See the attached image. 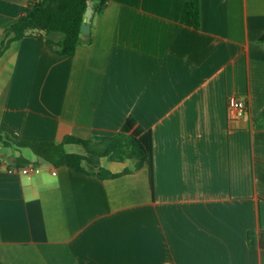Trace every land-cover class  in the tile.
<instances>
[{"label":"crops","instance_id":"crops-1","mask_svg":"<svg viewBox=\"0 0 264 264\" xmlns=\"http://www.w3.org/2000/svg\"><path fill=\"white\" fill-rule=\"evenodd\" d=\"M31 1L0 0V131L58 142L131 115L152 136V183L78 143L63 148L88 172L6 146L0 264H264L248 241L264 232V0H198V27L186 0H109L72 55L6 32ZM232 96L248 110L229 122ZM17 154L37 170L8 172Z\"/></svg>","mask_w":264,"mask_h":264},{"label":"trees","instance_id":"trees-1","mask_svg":"<svg viewBox=\"0 0 264 264\" xmlns=\"http://www.w3.org/2000/svg\"><path fill=\"white\" fill-rule=\"evenodd\" d=\"M109 0H93L96 11L102 10ZM88 0H34L30 2L29 10L19 16L6 30L12 33V39L32 36L51 45L58 53L72 55L77 45L82 41L80 25L84 19ZM186 12L188 20L194 27L200 24V9L198 0H186ZM264 43V33L258 38ZM260 127H264V112L257 121ZM0 143L3 146L15 145L28 147L38 159L52 163L53 165L65 164L82 172L85 170L81 162L89 159L87 155L75 152H66L65 143H78L85 147L89 154L105 156L111 160L123 161L131 158L134 167L148 166L150 183H152V150L153 141L150 131L144 130L129 115L124 120L120 129L111 134H90L87 137L72 133L65 134L58 142L54 140H33L13 138L0 131ZM30 162L22 154H17L13 159L14 165H22ZM130 168L113 172L105 167L93 171L101 178H114L129 173ZM251 245H259L264 248V232L258 236L254 232L248 234Z\"/></svg>","mask_w":264,"mask_h":264},{"label":"built area","instance_id":"built-area-1","mask_svg":"<svg viewBox=\"0 0 264 264\" xmlns=\"http://www.w3.org/2000/svg\"><path fill=\"white\" fill-rule=\"evenodd\" d=\"M248 110V103L242 97H230L227 105L228 121L233 122L243 117ZM8 172L20 174H32L37 170L36 162H28L22 165H9L6 167ZM55 173V171H53Z\"/></svg>","mask_w":264,"mask_h":264},{"label":"water","instance_id":"water-1","mask_svg":"<svg viewBox=\"0 0 264 264\" xmlns=\"http://www.w3.org/2000/svg\"><path fill=\"white\" fill-rule=\"evenodd\" d=\"M93 12H94L93 0H88V4L84 12V19L82 24L80 25V31L83 34H87L90 31V22Z\"/></svg>","mask_w":264,"mask_h":264},{"label":"rangeland","instance_id":"rangeland-1","mask_svg":"<svg viewBox=\"0 0 264 264\" xmlns=\"http://www.w3.org/2000/svg\"><path fill=\"white\" fill-rule=\"evenodd\" d=\"M25 149L28 152H30L31 154H33L29 148H25ZM0 151L1 152H7V153H10V152H14L15 153L16 152L15 149H14V147H3V149H1ZM33 156H34V154H33Z\"/></svg>","mask_w":264,"mask_h":264}]
</instances>
